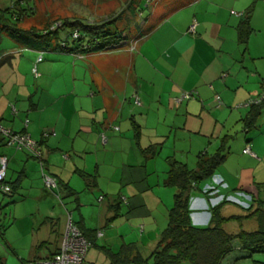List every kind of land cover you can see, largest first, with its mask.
Segmentation results:
<instances>
[{"label": "crops", "instance_id": "obj_1", "mask_svg": "<svg viewBox=\"0 0 264 264\" xmlns=\"http://www.w3.org/2000/svg\"><path fill=\"white\" fill-rule=\"evenodd\" d=\"M252 2L172 0L171 8L159 15L148 8L144 26L134 24L136 29L126 32L124 39L81 55L62 51L54 40L30 36L33 42L26 38L25 44L22 39H14L17 44H25L22 49L30 50L25 62L30 69L37 58L35 53L50 55H43L38 64L39 77L34 76L32 82L25 73L21 75L22 59L0 53V124L39 142L44 162L41 168L28 153L0 143V156L8 157L7 171L17 173L16 179L9 181L6 173L8 182L18 180L15 195L21 197L10 198L23 201L25 197L19 191L25 183L36 186L44 169L59 184V192H50L57 198L63 192L64 197L74 199L79 216L73 213L72 219L96 230L97 244L105 239L102 246L113 252L123 243L152 248L173 206L174 190L164 185L167 159L195 168L200 153L211 155L213 150L215 154L224 137L230 140L229 133L235 129L231 120L238 110L236 123L241 136L236 147L227 142L225 160L211 181L193 189L191 221L199 227L209 224L212 204L201 189L214 185V179L226 185L218 187L220 195L238 196L243 192L264 201L263 110L256 121L258 130L246 131L242 122L250 110L246 104L260 96L264 84V0L255 3L250 22L253 32L247 46L238 42L237 26ZM193 22L195 34L187 32ZM21 30L23 35L25 31H38ZM183 92H192L194 97L176 103ZM136 96L140 105L135 104ZM133 121L142 128L139 141L134 137ZM153 145L155 157L146 159L142 150ZM247 146L256 157L244 153ZM84 186L95 199L97 193H109L107 204L100 207L80 199ZM46 195L50 193L43 189L37 198ZM49 209L50 214L41 221L50 227L46 240L33 247V261L56 254L65 233L68 215ZM243 214L236 206L223 212L224 217ZM247 222L257 228L256 221ZM237 224L228 223L225 229L236 233L240 230ZM12 253L16 254L14 250ZM0 256L6 264L5 256Z\"/></svg>", "mask_w": 264, "mask_h": 264}, {"label": "trees", "instance_id": "obj_2", "mask_svg": "<svg viewBox=\"0 0 264 264\" xmlns=\"http://www.w3.org/2000/svg\"><path fill=\"white\" fill-rule=\"evenodd\" d=\"M134 1H131L132 7ZM149 1H146L145 8L147 9ZM256 1L253 0L247 8L244 18L237 26L238 42L245 47L253 32L250 22ZM29 11L30 14L27 13ZM6 13L10 14V17L6 18ZM31 14H33V8L29 5L28 0H13L10 10L5 9V11L0 12V23L3 24L4 28L15 31L21 36L24 32L18 28V24L22 21L23 15L28 16ZM74 29L81 33L80 40L87 43V48L82 53L104 49L112 41L119 42L124 39L127 32L126 29L121 31L116 28L114 23L91 24L82 21H66L65 23L62 22L61 29L57 31L51 32L48 31L49 28H45V30L40 31H25L27 34L24 35H29V37L26 36L27 38L32 36L38 40H54L62 51L71 53L77 50V47H66L69 45L66 42L69 39V33ZM45 31L47 33H44ZM64 42L67 45H62ZM78 44L80 45L79 42ZM263 109L264 100L250 106L249 112L242 120L246 131L256 128V121ZM132 128L136 141H139L142 134L140 124L133 121ZM1 142L3 143V139L0 136ZM227 142L228 137L226 136L222 139L221 146L215 154L200 153L193 169L186 163L174 158L167 159L169 169L164 185L174 190L173 206L168 212L167 225L158 233V238L152 248H144L139 243H123L117 252H113L97 244L96 230L84 228L79 223L74 222L75 225L80 229L86 240L90 242L91 248H99L104 252L108 264H223V261L238 249L247 254L245 258L252 259L255 255H264V201L255 195H251L252 201L247 208L227 200L212 206L210 208L211 218L207 226H195L191 221V193L199 184L212 178L215 170L224 162ZM142 152L146 159H152L156 154V145L143 149ZM42 163L44 166L43 159ZM86 176L84 178L89 182L90 177ZM6 183L12 188V192L8 194L9 197H12L17 191L18 180L14 182L6 180ZM201 191L204 192L203 189ZM204 194L207 195V193ZM231 204L244 210L245 214L224 217V210L229 206H233ZM113 219L109 221H113ZM249 220H255L257 223V228L254 231H247L243 228V224ZM231 222L240 225L238 232L230 233L225 229V225ZM85 262L94 264V262H87L86 258L83 264ZM29 263L25 262V264ZM0 264H5V259L1 256ZM251 264H264V261L253 259Z\"/></svg>", "mask_w": 264, "mask_h": 264}, {"label": "rangeland", "instance_id": "obj_3", "mask_svg": "<svg viewBox=\"0 0 264 264\" xmlns=\"http://www.w3.org/2000/svg\"><path fill=\"white\" fill-rule=\"evenodd\" d=\"M12 1L13 0H0V12L5 11V9L10 10ZM131 1L132 0H28L29 5L33 8V14L28 15L27 17L24 16L25 19L24 21L22 20L19 22L18 28H34L40 31L45 30V28H50L55 24L60 25L61 22L86 21V23L91 24H101L104 22L114 23L119 30L122 31L126 29L128 30L127 33H131L136 29L134 24L140 23L141 26H144L142 23L147 15V8H145L147 0H135L133 2V7ZM171 1L172 0H150L148 8L152 13H155V15H159L161 12L164 13L168 8H171ZM27 13L30 14V11ZM5 17H10V14L6 13ZM14 22L15 21L13 20V23ZM26 36L29 37V35H23L21 37L17 32L4 28L3 24L0 23V53L5 52L7 54H13L15 58L22 59L23 61L20 66L21 75L25 73L28 77H31L33 82V79H35L34 74H32L34 64L31 69L27 67L26 64V61L29 60L28 53L30 50L22 49L24 43L17 44V42L14 41V39H22L25 42V39L27 38ZM28 39L32 40L31 42L34 40L32 37ZM25 44L27 43L25 42ZM134 44L135 40L131 43V46ZM35 54H37V56L39 55V53ZM43 55L44 57H48L50 53L45 52ZM39 67L40 66L38 65V70ZM24 68H27L26 71ZM243 109L246 108L244 107ZM236 113H239L238 110L234 113L235 118L231 120V126L235 129H231L229 126V129H231L229 133L231 138L228 140V144L231 147L235 146L238 137L241 136L239 122L236 123ZM262 114L261 119H264V109ZM221 127L222 123L218 125V130ZM258 128L259 126L251 132L258 130ZM213 152L214 151L212 150L211 154H214ZM16 177L17 173H12L11 169L7 171L8 181L11 178H14L13 180H15ZM206 181H211V179H207L205 182ZM43 189H46L50 195H46L43 199H38L37 196L41 195ZM155 189L156 191H159V188L155 187ZM83 190L84 191L80 194V199H83V201L86 200L84 202H90L91 205L96 203L101 207L106 205L109 201L107 195L109 193L107 192L102 191L100 194H95V196H97V199H95L92 192L89 191L86 186H84ZM57 192L59 191L57 190ZM19 194L25 197L23 201L14 202L12 198L0 194V253L5 256L6 264H24L21 260H24V262H30L29 264L33 262L36 258L35 252H33V247L38 242L46 240L44 236H46L48 228L50 227L48 223L43 224L41 221L47 214H50L49 208L55 209L57 213H59V211L65 212L68 216H72L73 213H76V215L79 216L74 199L71 197H64L63 192H60L62 199L61 202L59 198L53 195L50 190L45 187L41 176L39 177L36 186H33L32 183H25V186L19 191ZM18 197V195H15L13 198ZM101 197L104 199L103 202L100 201ZM98 199L100 202H98ZM49 205L50 207H48ZM91 205L90 208L88 207L89 210L93 209L91 208ZM231 205L236 206L234 204ZM83 210L85 212V208H83ZM242 211L244 212V210ZM245 223L247 231H254L256 229L255 225L248 223L247 221ZM91 224L94 226L93 221ZM100 230L105 231L106 229L101 228ZM105 243V239H101L98 242V245L102 246ZM12 250L15 251V255H13ZM88 253L86 256L87 262L108 264V260L99 248H90ZM246 255V253L241 252L239 249L235 250L223 261V264H251L253 259L264 261V255H255L252 259L245 258Z\"/></svg>", "mask_w": 264, "mask_h": 264}, {"label": "built area", "instance_id": "obj_4", "mask_svg": "<svg viewBox=\"0 0 264 264\" xmlns=\"http://www.w3.org/2000/svg\"><path fill=\"white\" fill-rule=\"evenodd\" d=\"M62 26V22L60 25L55 24L49 28L48 31H57ZM189 33L195 34L196 33V23L193 22L188 29ZM44 33H47L45 31ZM81 33L78 30H72L69 33V39H67L66 47H77V50L74 52L72 51L71 54L81 55L83 50L87 48V43L81 41ZM80 43V45L78 44ZM65 42L62 45H67ZM134 47V45L132 46ZM134 49V48H133ZM43 61V53H39L34 63V67L32 69V74L37 78L39 77L38 73V64ZM194 97L192 92H183L182 95L176 99V103H181L182 101L190 100ZM219 97H217V101H219ZM264 100V84L262 85V93L260 96L251 99L246 106H251L253 104H258ZM136 105H140V100L136 96L135 100ZM13 112L16 113V109L13 107ZM114 130H118L117 127ZM0 136L3 139V143L5 146L14 148L19 151L27 152L32 157L38 159L41 164V168H43V151L42 147L39 142L35 141L30 137L27 133H16L9 128H6L2 124H0ZM105 140V136L103 137ZM245 154H249L253 157H256L255 154L252 152L251 148L247 146L244 149ZM8 168V157L6 155L0 156V194H9L12 192V188L9 184L6 183V173ZM42 169V180L45 187L48 190L55 191L58 189V182L57 179L51 176L50 174L46 173ZM226 186L221 179H214V185H206L203 188V193H207V199L211 202L212 206L218 205L224 200H227L231 203L238 204L241 207L247 208L252 201L251 195L246 193H239L238 196H226L220 195V191L218 187ZM60 199V196H58ZM101 200L102 197H101ZM100 200V201H101ZM102 233L98 234V237H101ZM91 248L90 242L86 240L83 236L80 229L75 225L72 216H68V223L66 225L65 233L62 237L59 249L56 254H54L51 258L47 259H40L33 261L31 264H83L84 260L87 256L88 250Z\"/></svg>", "mask_w": 264, "mask_h": 264}]
</instances>
